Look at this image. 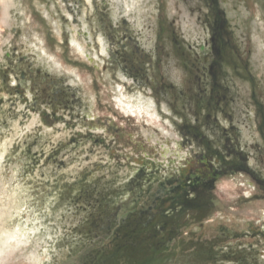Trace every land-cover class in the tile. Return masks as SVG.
<instances>
[{"label": "rangeland", "instance_id": "rangeland-1", "mask_svg": "<svg viewBox=\"0 0 264 264\" xmlns=\"http://www.w3.org/2000/svg\"><path fill=\"white\" fill-rule=\"evenodd\" d=\"M133 1L0 0V264H264V0Z\"/></svg>", "mask_w": 264, "mask_h": 264}, {"label": "trees", "instance_id": "trees-1", "mask_svg": "<svg viewBox=\"0 0 264 264\" xmlns=\"http://www.w3.org/2000/svg\"><path fill=\"white\" fill-rule=\"evenodd\" d=\"M176 183H177V181H176ZM164 200V199H163ZM165 201V200H164ZM151 206V205H150ZM159 207V206H158ZM158 207L156 208V210L154 211V210H150V212H152L153 214H164V213H162V212H160V211H158ZM118 209H120V207L118 206H116L115 207V211L118 213ZM148 211H149V209H148ZM138 216V215H137ZM109 220H107L106 221V224H105V228H107L108 227V224H109V222H108ZM124 221V219H122V220H120L118 223L117 222H115L114 220H111V224H113V226H115V228L116 227H123V225L124 224H126L125 222H123ZM128 223H131V222H128ZM133 224V226H131L130 227V230H128L129 231V233H128V235H127V237L128 236H133V235H136V233H137V229H136V226H137V224L136 223H132ZM141 224V223H140ZM125 226V225H124ZM142 227L144 228V224L142 223ZM127 228L129 229V227L127 226ZM127 231V232H128ZM127 232L126 233H124L125 234V237H126V234H127ZM123 234V235H124ZM123 235H121V236H123ZM145 235H146V237L145 238H149V239H152V238H154V236H155V234L153 233V232H148V231H146L145 232ZM134 237V236H133ZM131 238V237H130ZM144 238V239H145ZM142 240V238H139V239H137V237L133 240L134 242H142L141 241Z\"/></svg>", "mask_w": 264, "mask_h": 264}, {"label": "flooded vegetation", "instance_id": "flooded-vegetation-1", "mask_svg": "<svg viewBox=\"0 0 264 264\" xmlns=\"http://www.w3.org/2000/svg\"><path fill=\"white\" fill-rule=\"evenodd\" d=\"M114 13V16H116L117 15V13H118V8H116V10L113 12ZM133 23H134V25H136L137 24V21H136V19L133 17ZM74 29V28H73ZM72 35H71V37H74L75 38V40H76V42H77V44L80 46H78L80 49H82V51L80 50V52L83 54V56H87L86 55V49H85V47L78 41V39H77V37L74 35V30H72ZM212 33H213V35L215 36L216 35V33H217V30H212ZM211 38H213L214 39V37H211ZM100 40V42H101V51L102 52H104L105 51V47L103 46V40L102 39H99ZM70 42H71V39H70ZM71 44H72V42H71ZM75 48H76V46L74 45V44H72ZM198 57H199V55H198ZM90 58V57H89ZM212 60L210 59V56H208V53H206L205 55H204V59L202 60V61H199V62H197V64H198V66H197V71H199L201 68H205V66H207V65H211V62ZM72 81V80H71ZM257 179V178H256ZM257 180H259V179H257Z\"/></svg>", "mask_w": 264, "mask_h": 264}, {"label": "bare ground", "instance_id": "bare-ground-1", "mask_svg": "<svg viewBox=\"0 0 264 264\" xmlns=\"http://www.w3.org/2000/svg\"><path fill=\"white\" fill-rule=\"evenodd\" d=\"M130 4H132V5H134V1L133 0H127V4H126V6H127V9H129V5ZM72 41L74 42V37H72ZM57 61L59 62L60 60L59 59H57ZM56 61V62H57ZM56 64V63H55ZM54 64V65H55ZM74 73H77V71H73ZM77 76H78V74H77ZM153 101V100H152ZM153 103V102H152ZM153 105H154V103H153ZM245 132H247V131H245ZM244 132V134L246 135V133ZM252 132V131H251ZM249 133V132H248ZM247 139V138H246ZM251 142V141H250ZM3 145V144H2ZM2 148V147H1ZM3 149H4V147H3ZM1 151V150H0ZM5 151V150H4ZM2 153V152H1ZM22 231V230H21ZM4 232V231H3ZM7 232V231H6ZM23 232V231H22ZM17 233V232H16ZM16 233H13V234H11V235H9L8 233H7V239H12V238H14V236L16 235ZM20 234V233H19ZM13 240V239H12Z\"/></svg>", "mask_w": 264, "mask_h": 264}]
</instances>
